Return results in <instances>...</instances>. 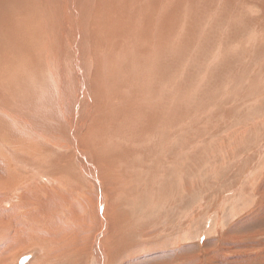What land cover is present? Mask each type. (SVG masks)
I'll return each instance as SVG.
<instances>
[{"label":"rangeland","instance_id":"obj_1","mask_svg":"<svg viewBox=\"0 0 264 264\" xmlns=\"http://www.w3.org/2000/svg\"><path fill=\"white\" fill-rule=\"evenodd\" d=\"M263 6L264 0H168V99L159 103L164 86H156L152 108L155 128L167 115L168 138L160 130L142 135L140 143L136 138L125 147L119 171L114 163L99 161L108 170L102 176L110 175L108 201L99 208L107 212L104 221L97 214L98 191L88 179L86 209L80 210L82 195L73 192L67 197L73 201L61 203L59 192L46 199L40 195L43 201L51 196L49 210L30 197L25 213L33 220L17 228L4 247L14 257L12 264L29 253L23 264L40 255H54L49 264H99L94 240L103 222L99 240L104 239L107 264H264ZM163 58L156 64L161 74ZM36 234L44 239L34 240ZM53 239L55 244L48 243ZM37 240L46 243L42 254ZM67 240L72 255L63 259L57 245ZM110 245L117 248L113 260Z\"/></svg>","mask_w":264,"mask_h":264},{"label":"bare ground","instance_id":"obj_2","mask_svg":"<svg viewBox=\"0 0 264 264\" xmlns=\"http://www.w3.org/2000/svg\"><path fill=\"white\" fill-rule=\"evenodd\" d=\"M169 10L168 0H0V264L13 263L10 249L4 247L17 228L23 229L33 220L25 213L30 197L35 198L36 206L49 210L45 207L51 200L48 195L59 192L61 203L73 201L67 198L73 192L82 195L80 210L86 209L88 179L98 191L99 199L93 202L99 204L97 214L104 221L110 175L102 176L108 170L102 169L99 161L112 162L111 167L119 171L125 147L136 138L140 137V143L142 135L151 136L158 130L168 138L167 115L163 114L155 128L152 108L158 94L162 97L159 103L168 99ZM162 57L161 74L156 64ZM156 86H164L158 94ZM76 168L83 174L75 175L72 169ZM40 195L48 199L44 202ZM103 224L97 225L94 240L99 264L109 260L104 239L99 240ZM36 235L34 240L44 239V235ZM53 241L57 242L48 243ZM39 244L42 254L46 243ZM113 245L108 247L111 260L117 249ZM57 251L63 259L69 258L68 240L60 242ZM53 256L40 255L33 264H49Z\"/></svg>","mask_w":264,"mask_h":264},{"label":"water","instance_id":"obj_3","mask_svg":"<svg viewBox=\"0 0 264 264\" xmlns=\"http://www.w3.org/2000/svg\"><path fill=\"white\" fill-rule=\"evenodd\" d=\"M31 256H32L31 254H28V255H24V256H22V257L20 258V260H19V263H20V264H23L24 262L28 261L29 258H30Z\"/></svg>","mask_w":264,"mask_h":264}]
</instances>
